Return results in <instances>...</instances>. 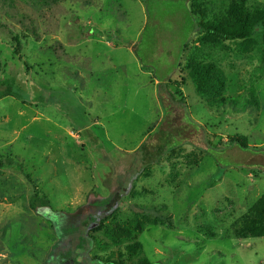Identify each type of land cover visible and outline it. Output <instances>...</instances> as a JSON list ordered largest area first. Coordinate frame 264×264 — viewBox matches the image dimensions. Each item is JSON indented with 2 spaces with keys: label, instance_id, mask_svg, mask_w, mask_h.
<instances>
[{
  "label": "rangeland",
  "instance_id": "obj_1",
  "mask_svg": "<svg viewBox=\"0 0 264 264\" xmlns=\"http://www.w3.org/2000/svg\"><path fill=\"white\" fill-rule=\"evenodd\" d=\"M204 1L211 16L229 0ZM190 5L0 0V82L12 93L0 99V164H13L0 166V264H48L53 256L58 264L68 245L57 228L80 235V215L106 218L110 208V226L149 218L137 240L153 264H264V236L237 233L264 195V41L255 33L259 45L249 54L231 41L202 49L199 58L219 65L235 100L210 107L191 81L178 87L187 76L178 64L200 46ZM91 32L116 33L136 51L92 40L86 63ZM252 91L256 104L247 102ZM161 130L172 132L175 148L138 174L146 152L136 151ZM234 135L246 136L250 149L231 144ZM120 180L129 190L111 205ZM36 195L48 206L33 210ZM94 224L88 233L107 241ZM113 250L93 246L67 264H102L94 257Z\"/></svg>",
  "mask_w": 264,
  "mask_h": 264
},
{
  "label": "trees",
  "instance_id": "obj_2",
  "mask_svg": "<svg viewBox=\"0 0 264 264\" xmlns=\"http://www.w3.org/2000/svg\"><path fill=\"white\" fill-rule=\"evenodd\" d=\"M53 1L57 2L59 0ZM189 2L191 3V13L200 20L198 29L202 36L198 39V44H200V46L195 50L196 54L194 53L193 56L188 58L184 67L179 65V70H181L180 73L185 71L187 72V76L181 80L178 87L186 86L187 80L191 81L198 96L210 107L218 105L225 106L228 101L235 102V100H232L230 97H226L228 78L225 72L217 63L211 60H201L199 58L201 54L199 53L202 49L218 48L225 42L231 41L239 43L242 54H249L259 45V40L255 33L260 32L259 34L264 41V7H251L249 5V0H229L223 11L217 14L215 13L216 15L209 16L204 0H189ZM16 43L18 47L17 51H19L20 41L17 39ZM11 95L12 93L6 87V83L0 82V99ZM250 96L251 98L247 102L256 104L258 100L254 91H252ZM157 136V142L152 144L150 139H148L140 149L136 151L137 157L142 150L146 152L142 161L143 166H141L142 164L136 165L138 174L145 169V165L153 164L155 160L161 159V157H164L175 148L177 141L172 132L161 130ZM229 141L241 150L247 151L250 149L248 138L244 135H234L229 138ZM157 155L158 158H156ZM1 164L3 166L13 165L4 159H2ZM1 164L0 166H2ZM132 167L134 168L133 164ZM255 173L257 174V171ZM138 174L136 173L135 175L137 176ZM132 176L134 177L133 174ZM128 180L129 182L131 181L130 179ZM129 182H121V180L117 182V185L118 183L120 184V190L117 191L114 202L111 205L117 204L120 197L126 194L129 190ZM45 198L46 197L36 195L35 198L31 199V208L37 210L45 204L48 206L49 202ZM110 210H112V208L104 212L105 215L103 216L106 218H102L98 214H88L92 215V218L90 220H82L87 215H80V224L83 222L80 227V235L73 234V236H71L63 231V227L60 229L57 228L62 242L68 245L65 248L67 250L60 252L58 264H67V259H76L81 255L79 254L77 256L79 252L86 253L93 248V246H96L100 251H108L112 245L116 246L118 249L117 252L114 250L110 251L108 254H105L106 256L101 258L96 255L94 260H98L102 264H153L145 255L143 244L137 240L138 236L145 229L146 222L149 221V218H136L128 224L114 223L113 226H110L106 224L107 218L115 213L113 212L111 215H107ZM78 219L80 218L76 217L75 221H78ZM113 219H115V217ZM92 223L97 224V228L94 232H102L104 238L108 239V242L88 233ZM55 224L58 227L57 220H55ZM237 233L240 235H252L254 237L264 236V195L249 209V212L242 217ZM77 238H79V240H77ZM122 246L124 247L123 251L120 249ZM52 259V257L49 259L48 264H51Z\"/></svg>",
  "mask_w": 264,
  "mask_h": 264
},
{
  "label": "crops",
  "instance_id": "obj_3",
  "mask_svg": "<svg viewBox=\"0 0 264 264\" xmlns=\"http://www.w3.org/2000/svg\"><path fill=\"white\" fill-rule=\"evenodd\" d=\"M197 32H200L199 29L195 30L194 36L198 35ZM194 36H193V38H194ZM200 36H202V35H200V33H199L198 37H200ZM94 37L96 39H94ZM115 37H116V33H92L91 32V33L84 34V39H83V47L84 48H83V51H84V60H85V62L86 63L88 62V58H89V53L88 52L91 49L92 40L95 43L97 42V44L98 43L104 44L108 49H110L112 51L120 50V49H126L127 52H130L132 54L134 53L133 52L134 49L136 51V46H133L134 43H131V46H129V47L121 46V42L119 40H116ZM185 50L186 49H184L183 52H185ZM179 65H180V63L178 64V67H179ZM67 132L71 133L72 131L67 130Z\"/></svg>",
  "mask_w": 264,
  "mask_h": 264
},
{
  "label": "flooded vegetation",
  "instance_id": "obj_4",
  "mask_svg": "<svg viewBox=\"0 0 264 264\" xmlns=\"http://www.w3.org/2000/svg\"><path fill=\"white\" fill-rule=\"evenodd\" d=\"M52 258H53V261L51 262V264H54V256Z\"/></svg>",
  "mask_w": 264,
  "mask_h": 264
},
{
  "label": "water",
  "instance_id": "obj_5",
  "mask_svg": "<svg viewBox=\"0 0 264 264\" xmlns=\"http://www.w3.org/2000/svg\"><path fill=\"white\" fill-rule=\"evenodd\" d=\"M94 226H97V224H94Z\"/></svg>",
  "mask_w": 264,
  "mask_h": 264
}]
</instances>
